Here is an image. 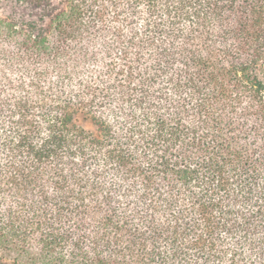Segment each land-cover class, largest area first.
<instances>
[{
	"label": "trees",
	"instance_id": "trees-1",
	"mask_svg": "<svg viewBox=\"0 0 264 264\" xmlns=\"http://www.w3.org/2000/svg\"><path fill=\"white\" fill-rule=\"evenodd\" d=\"M0 264H264V0H0Z\"/></svg>",
	"mask_w": 264,
	"mask_h": 264
},
{
	"label": "rangeland",
	"instance_id": "rangeland-1",
	"mask_svg": "<svg viewBox=\"0 0 264 264\" xmlns=\"http://www.w3.org/2000/svg\"><path fill=\"white\" fill-rule=\"evenodd\" d=\"M0 14H14L16 16H21L25 19H32L36 18L38 16V13H36L35 10L28 8V7H23V6H15L14 4H7L3 6V8L0 7Z\"/></svg>",
	"mask_w": 264,
	"mask_h": 264
}]
</instances>
